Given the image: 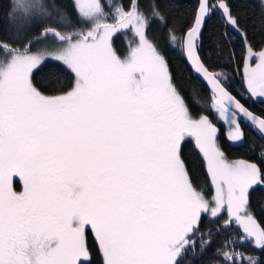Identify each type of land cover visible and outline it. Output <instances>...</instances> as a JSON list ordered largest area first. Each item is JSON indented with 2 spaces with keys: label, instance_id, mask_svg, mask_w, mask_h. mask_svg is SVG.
Segmentation results:
<instances>
[{
  "label": "snow or ice",
  "instance_id": "1",
  "mask_svg": "<svg viewBox=\"0 0 264 264\" xmlns=\"http://www.w3.org/2000/svg\"><path fill=\"white\" fill-rule=\"evenodd\" d=\"M9 7L14 38L0 40V264H91L89 229L103 264H186L198 247L200 255L207 250L205 236L225 211L217 231L242 230L243 243L264 250V225L250 203V192L264 188V168L228 160L210 115L193 117L147 34L152 20L168 26L157 0L148 14L140 0H13ZM217 13L221 39L232 32L243 40L246 92L264 98V47L254 51L228 0H197L182 34L173 21L164 38L207 89L204 111L227 124L229 140L241 141V119L264 134V116L199 55L204 25ZM121 30L132 33L123 59L112 46ZM50 61L59 71L38 85L35 72ZM199 103L193 95L192 106ZM187 137L202 155L211 200L182 159ZM222 255L224 264H261L235 251Z\"/></svg>",
  "mask_w": 264,
  "mask_h": 264
},
{
  "label": "trees",
  "instance_id": "2",
  "mask_svg": "<svg viewBox=\"0 0 264 264\" xmlns=\"http://www.w3.org/2000/svg\"><path fill=\"white\" fill-rule=\"evenodd\" d=\"M57 2L63 4L67 0H57ZM124 2L126 3L127 0H124ZM152 2L153 0H140L141 10L148 14V5ZM157 2L160 11L168 19V26L162 29L160 21L152 20L147 34L166 56L174 82L186 100L189 101L193 117L198 118L201 114L210 115V119L218 130L217 143L228 160H245L264 168V157L261 155L264 152V139H262L259 132L247 121L241 119L244 142L236 146L231 145L226 139L224 126L216 118L217 115L203 109V102L209 94L204 84L196 78L191 68L188 67L186 59L181 55L179 48L173 49L165 41L164 37L173 27V21L178 26V34H182L179 32V26H186L190 23L197 0H157ZM11 3L12 0H0V40L14 38L9 24L6 22L5 15L6 12H11L9 7ZM228 3L233 13L240 17L241 26L247 30L254 51H259L264 47V7L261 1L228 0ZM69 12H71L70 9ZM223 32L224 28L221 26L219 13H217L208 19L204 25L199 55L210 70L226 74L232 94L245 107L258 116H264V102L254 101L252 97L247 95L242 83L243 40L240 36L230 32L231 39L225 42L221 39ZM112 46L117 55L123 58L126 51L121 38L114 37ZM55 64L58 63L50 61L41 70L35 72L34 81L38 85L46 83L52 73L59 71L53 66ZM193 95L200 101L196 106H192ZM181 154L194 186L197 190L202 191L207 199L211 200L213 189L207 175L205 163L201 154L195 148L194 142L184 140L181 145ZM250 203L258 223L264 225V188L257 187L250 192ZM226 218L227 216L223 213L216 224L211 225V236H205V239L210 240V245L203 252V255H200L198 247L196 249L197 259L195 261L186 260V264H224L222 251L243 253L245 257H255L261 264H264V250L257 249L251 243H240L241 230L217 231V227L222 225L223 220ZM208 220L209 217H204L201 225V229L205 233L208 231ZM232 228L236 229V226L233 225ZM86 243L91 254V264H103L98 244L89 230L86 234ZM226 243L227 247L225 248ZM244 264H248L247 260L244 261Z\"/></svg>",
  "mask_w": 264,
  "mask_h": 264
},
{
  "label": "rangeland",
  "instance_id": "3",
  "mask_svg": "<svg viewBox=\"0 0 264 264\" xmlns=\"http://www.w3.org/2000/svg\"><path fill=\"white\" fill-rule=\"evenodd\" d=\"M261 1V4L263 5V7H264V0H260ZM12 2H13V0H12ZM111 22V21H110ZM36 33L35 32H32L31 33V35H35ZM114 37H119V38H121V40H122V45H123V47H124V49H125V51L126 52H124L125 54H124V57L125 56H127V54H128V51H129V41L131 40V37H132V33L131 32H128V31H126V30H121V31H119V32H117V33H114L113 34V37H112V41L114 40ZM51 43V41L49 40V41H45L44 42V44H34L33 45V50H35L37 47H43L45 44H50ZM123 57V58H124ZM122 58V59H123ZM53 62H56V61H53ZM256 62H257V60H256V58L255 57H253L250 61H249V63H251L253 66H255V64H256ZM56 63H59V62H56ZM243 65H244V63H243ZM243 72H244V66H243V69H242V76H243ZM249 96H250V94H248ZM254 101H256V100H260V101H263L264 102V98H252ZM217 118V117H216ZM223 126H224V129L226 130V132H225V136H226V139H227V141L231 144V145H234V146H236V145H238V144H242L243 142H244V140L242 139L241 141H231V140H229L228 139V135H229V128H228V126H227V124L224 122V121H221V120H219V119H217ZM217 134H218V130H217ZM185 140H191L192 142H194V140L191 138V137H187V138H185ZM182 144H183V142H182ZM181 144V145H182ZM202 156V155H201ZM203 159V158H202ZM230 161H236V160H230ZM14 181H15V183H14V187H15V190L16 191H22V182H20L19 181V178L18 177H15L14 178ZM211 183V182H210ZM213 194H214V192H213ZM225 213V215L227 216V212L225 211L224 212ZM205 217H208V216H205ZM234 226H236V225H234ZM237 227V226H236ZM89 231H90V233L92 234V236H93V238L95 239V236H94V234L92 233V231L89 229ZM241 233H242V230H241ZM243 234V233H242ZM95 241H96V239H95ZM97 243V242H96ZM240 243H243L242 241H240ZM254 246V245H253ZM255 247V246H254ZM257 249H259V248H257ZM259 250H262V249H259ZM100 252V251H99ZM101 254V253H100Z\"/></svg>",
  "mask_w": 264,
  "mask_h": 264
},
{
  "label": "water",
  "instance_id": "4",
  "mask_svg": "<svg viewBox=\"0 0 264 264\" xmlns=\"http://www.w3.org/2000/svg\"><path fill=\"white\" fill-rule=\"evenodd\" d=\"M186 62H187V65H188V67H190L189 66V63H188V61L186 60ZM191 68V67H190ZM191 70H192V68H191ZM192 72H193V70H192ZM194 73V72H193ZM194 75H195V73H194ZM200 80V79H199ZM201 81V80H200ZM242 120H244L243 118H242ZM245 122H246V120H244ZM248 122V121H247ZM250 125H252L250 122H248ZM253 126V125H252ZM253 128L254 129H256L258 132H259V134L261 135V137H262V139H264V134H262L256 127H254L253 126Z\"/></svg>",
  "mask_w": 264,
  "mask_h": 264
},
{
  "label": "crops",
  "instance_id": "5",
  "mask_svg": "<svg viewBox=\"0 0 264 264\" xmlns=\"http://www.w3.org/2000/svg\"><path fill=\"white\" fill-rule=\"evenodd\" d=\"M247 93V92H246ZM247 95H248V93H247ZM204 162V161H203Z\"/></svg>",
  "mask_w": 264,
  "mask_h": 264
}]
</instances>
